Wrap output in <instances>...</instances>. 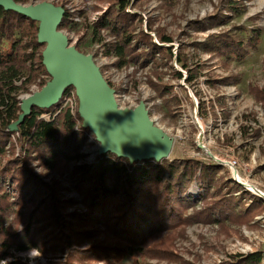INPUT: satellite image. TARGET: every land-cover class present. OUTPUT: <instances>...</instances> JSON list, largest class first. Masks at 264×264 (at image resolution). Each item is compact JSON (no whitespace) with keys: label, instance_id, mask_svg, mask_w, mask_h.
Masks as SVG:
<instances>
[{"label":"trees","instance_id":"trees-1","mask_svg":"<svg viewBox=\"0 0 264 264\" xmlns=\"http://www.w3.org/2000/svg\"><path fill=\"white\" fill-rule=\"evenodd\" d=\"M14 1L26 5L30 0ZM98 1L108 2L109 8L93 23L92 41L103 45L104 55L115 59V66L145 69L152 63L157 69L175 61L188 69L187 58L174 54L172 37L153 30L151 23L143 29L142 16L128 11L132 0ZM65 12L60 30L71 24L70 13ZM38 31L37 22L0 8V260L12 256L13 250H38L59 256L58 264H123L127 257L132 264L178 261L176 241L190 226L217 225L227 237L240 234L242 226L253 227L251 222L264 212V201L253 197L249 206L244 205L239 185L234 182L232 187L226 177L217 178L221 170L217 165L185 158L135 166L111 153L99 156L97 165L77 164L86 158L77 130L90 131L82 127L78 111L75 116L69 109L60 112L61 104L34 109L16 131L11 130L22 113L20 92L49 77ZM102 32L113 40L107 41ZM212 38L223 42L219 54L234 48L235 54L243 55L242 42L226 35ZM83 44L80 40L76 48L85 54ZM174 74L183 78L178 71ZM259 93L257 97L264 99ZM37 166L57 173L70 171L86 211L66 213L75 201L64 200L63 186L43 180L34 171ZM194 186L195 198L190 190ZM218 264H264V249L231 255Z\"/></svg>","mask_w":264,"mask_h":264},{"label":"rangeland","instance_id":"rangeland-1","mask_svg":"<svg viewBox=\"0 0 264 264\" xmlns=\"http://www.w3.org/2000/svg\"><path fill=\"white\" fill-rule=\"evenodd\" d=\"M43 2L68 10L71 24L61 31L72 46L83 40L84 53L93 57L116 91L119 107L133 110L144 103L155 126L174 139L170 160L189 158L217 165L221 169L217 178L226 177L232 187L237 183L244 205L249 206L253 197L264 201V99L256 95L260 92L264 98V0H132L128 11L142 16L143 29L151 23L153 30L172 37L174 54L187 58L188 69L175 61L157 69L152 63L145 69L133 64L118 68L115 59L104 55L103 45L92 41V25L109 8L108 2L30 0L26 6ZM231 5L236 9L232 11ZM95 6L100 10H94ZM102 34L107 37L106 32ZM219 35L242 42L243 55L235 54L234 48L219 54L223 42L212 38ZM255 37L257 40L251 43ZM112 40L107 37V41ZM175 71L182 73L181 80L176 79ZM50 80V76L39 78L28 86V91L20 92L19 99L40 92L43 83ZM77 132L82 140L81 153L86 156L77 164L97 165L95 155L100 144L90 132ZM229 160L239 162L243 183L233 178ZM34 171L50 184L60 183L64 200L75 201L66 213L86 211L82 197L73 187L70 171L57 173L38 166ZM196 188L190 189L194 198L198 196ZM6 222L9 225L11 218ZM251 225L242 226L240 234L227 237L217 225L195 224L176 241L180 260H140L139 264H218L231 255L257 252L264 249V212ZM12 254L0 264H58L60 260L59 256L38 250H13ZM132 262L127 257L123 264Z\"/></svg>","mask_w":264,"mask_h":264},{"label":"water","instance_id":"water-1","mask_svg":"<svg viewBox=\"0 0 264 264\" xmlns=\"http://www.w3.org/2000/svg\"><path fill=\"white\" fill-rule=\"evenodd\" d=\"M0 8L18 13L39 24L38 43L45 46L43 65L51 77L40 92L22 99L19 120L11 126L16 131L34 109L58 107L69 88L76 91L82 127L100 144L99 156L109 153L129 160L131 165L170 158L174 139L155 126L144 103L135 109H121L116 91L105 80L92 56L72 46L60 26L65 9L49 2L22 5L14 0H0Z\"/></svg>","mask_w":264,"mask_h":264},{"label":"built area","instance_id":"built-area-1","mask_svg":"<svg viewBox=\"0 0 264 264\" xmlns=\"http://www.w3.org/2000/svg\"><path fill=\"white\" fill-rule=\"evenodd\" d=\"M60 104H61L60 112L63 109H69L71 111V113L75 116V114L77 112V109L79 107V100L77 98L75 89L69 88L65 92ZM44 117L46 119H50V116H44ZM98 157H99V154H98V151H97V153L95 155V161L96 162H97ZM227 164H228L229 168L232 171L233 178L236 179L239 183H243V181H242L243 179L240 177V174H239V171H238V167H240L239 162L236 161V160H229V162H227ZM244 187H245V185H244Z\"/></svg>","mask_w":264,"mask_h":264}]
</instances>
